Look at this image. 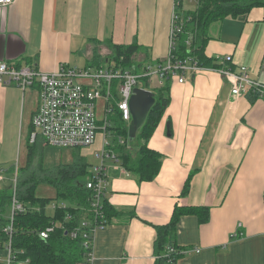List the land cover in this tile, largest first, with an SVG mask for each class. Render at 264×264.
Listing matches in <instances>:
<instances>
[{
  "label": "crops",
  "instance_id": "1",
  "mask_svg": "<svg viewBox=\"0 0 264 264\" xmlns=\"http://www.w3.org/2000/svg\"><path fill=\"white\" fill-rule=\"evenodd\" d=\"M199 1L185 0L179 11L194 12ZM175 10V0H14L0 8V62L44 73L80 62L84 68L96 47L109 57V44H135L142 60L163 61ZM263 18V9L253 8L212 23L205 56L233 62L211 60L209 66L233 72L243 66L264 84ZM210 67L183 83L170 82L169 103L147 143L162 159L153 181L140 183L107 163L105 199L118 214L93 233L90 264H156V227L167 226L182 207L204 213L179 219L174 242L185 253L166 264H264V102L232 97L230 85ZM28 91L0 86V194L13 163L20 172L29 159L37 100L32 104ZM6 257L0 250V264Z\"/></svg>",
  "mask_w": 264,
  "mask_h": 264
},
{
  "label": "trees",
  "instance_id": "2",
  "mask_svg": "<svg viewBox=\"0 0 264 264\" xmlns=\"http://www.w3.org/2000/svg\"><path fill=\"white\" fill-rule=\"evenodd\" d=\"M184 1L175 0L179 30L173 36L175 45L171 50L170 58L172 60L189 58L199 67L205 69L209 68V65L214 61L207 58L203 50L209 41L208 28L212 23L225 18L234 19L246 16L253 8H261L264 11V0H200L194 12L184 14L179 11ZM108 46L110 53L105 61L113 60L121 64H134L136 63L135 59L140 58L138 47L135 44H109ZM96 57L97 53L94 52L89 60L93 63L89 64L88 61V66H102ZM120 57H123L122 61L119 60ZM143 59L141 58L144 65L148 62V57ZM214 62L217 63L216 60ZM218 65L220 66V64ZM210 68L215 69L218 66L213 65ZM139 81L142 87L148 89V79ZM170 82L167 80L162 87L150 89L154 93L155 103L146 117V123L140 128L132 143L118 145L119 138L127 141V126L122 124L116 116L112 121L114 123L111 128L114 131L113 150L120 160V166L140 183L153 181L161 167L160 155L150 150L147 143L169 103ZM248 98L251 101L256 99L252 95H248ZM29 150V159L26 161L25 167L20 170L17 181V196L23 210L15 213L13 217L10 243L3 230L9 224L8 215L12 192L4 190L0 194V250H5L10 244L13 256L12 264L25 261L30 264H88V253L91 249L81 247V237L71 239L70 231L74 229L88 231L87 227L81 226L82 222H87L89 226L110 225L118 212L109 206L105 197H102L97 210L92 208V193L85 186L89 178V171L86 162L78 154L75 155L71 164L56 165L43 170L38 165L36 168L32 166L36 149L34 150L30 146ZM38 170L41 172L40 175H37L39 174ZM9 173H11L10 169ZM189 182L190 180H187L185 183L183 194H186ZM39 184L53 188L55 197L52 199L36 197V188ZM60 203L65 204V208L51 210L53 204ZM45 210L51 211L50 214H47ZM196 213L203 214L204 212L189 207L175 208L168 225L156 227V238L152 248L157 257L156 264L175 263L178 259L180 260L182 254L167 256V249L171 247L182 251L176 247L174 242L176 225L182 216ZM205 217L206 215H200L199 219L202 220ZM50 226L54 227L53 232L48 235L47 239H40L39 232ZM65 232H68V235Z\"/></svg>",
  "mask_w": 264,
  "mask_h": 264
},
{
  "label": "built area",
  "instance_id": "3",
  "mask_svg": "<svg viewBox=\"0 0 264 264\" xmlns=\"http://www.w3.org/2000/svg\"><path fill=\"white\" fill-rule=\"evenodd\" d=\"M14 0H0V8L9 6ZM191 2L192 0H187ZM177 13L173 11L171 18V30L169 35V51L167 57L161 62H146L143 65L141 58H136V63L121 64L113 60H106V65L99 67L88 66L79 68L76 66L61 65L52 73L37 71L33 67H16L4 61L0 62V86L19 87L23 92L34 88L37 96V106L31 117V132L29 143L33 145L37 140L43 142V146L59 150H77L92 147L98 135H102L101 149L96 154L100 161L89 171V178L85 183L92 193V208L97 210L102 197H105L107 190V163L112 162L120 166V160L115 151H105L110 147L107 143V135H112L113 119L119 118L120 122L127 126L131 116L129 111V100L135 88L150 91V79L156 77L159 86L167 80L183 83L187 76L197 75L206 70L199 67L196 62L189 58L172 60L171 50L175 45L174 35L178 31ZM123 57L119 60L122 61ZM216 62L232 64V57L226 56L216 59ZM223 77L230 85L231 96L239 98L252 95L257 100L264 102V84L253 81L247 69L240 66L238 72L231 69H212ZM141 79H148V89L140 85ZM140 85V86H139ZM113 117V119H112ZM128 141L119 138L118 145H126ZM18 168V167H17ZM19 171V170H18ZM15 170L14 178L10 181L12 196L9 208V224L3 232L8 236L9 243L13 231L12 221L15 213L21 212L23 206L17 196L18 173ZM3 170H0V181L3 177ZM65 208V204L52 205L51 210ZM80 229L71 230V239L82 238L81 247L91 249L88 253V264L93 259L92 241L93 233L102 229L105 225L95 224L89 226L82 222ZM54 230L53 226L47 227L39 232L40 239H47ZM68 235V232H65ZM7 257L4 264H12L13 256L10 251V244L5 249ZM197 252V251H196ZM185 251L168 247L167 256L171 254H184ZM1 263V262H0Z\"/></svg>",
  "mask_w": 264,
  "mask_h": 264
},
{
  "label": "rangeland",
  "instance_id": "4",
  "mask_svg": "<svg viewBox=\"0 0 264 264\" xmlns=\"http://www.w3.org/2000/svg\"><path fill=\"white\" fill-rule=\"evenodd\" d=\"M100 48L96 47L95 48V53H97V57L96 60L101 62L102 65H106V61H105V57L100 55L99 52ZM139 59V58H138ZM93 61H89V64H92ZM75 66L82 68L84 66V62L83 63H78ZM140 86V85H139ZM160 88L159 86V80L156 77H151L150 79V89H157ZM30 93V98L29 101L35 105L36 103V93L34 91V88L30 89V91H28ZM113 119V117H112ZM114 124V123H113ZM127 124V128H128ZM106 141L107 143L110 144V147H106L105 151L108 150H113L114 145H113V136L112 135H107ZM28 143V141H27ZM101 143H102V135H98L97 136V140L95 142V144L92 147H87V148H81V149H77V150H59V149H54V148H42L43 147V142L37 140L33 145H31L30 143H28L29 146L35 147L36 152L34 153L33 157H35L32 161V166L34 168L38 166L42 167L41 169L46 170L48 168H50V165L52 164H57V165H63L64 164H68L69 162H73L75 159V155H79L85 162L87 165V170L90 171L92 170L93 166H96L99 164V160L96 157V154L100 151L101 149ZM39 144H41L42 146L38 147ZM43 149V151H41V149ZM34 149V150H35ZM30 151V150H29ZM115 151V150H113ZM40 161V162H39ZM14 165L12 167H10L13 172H15V170L18 168L15 163H13ZM18 164V162H17ZM33 168V169H34ZM10 173V181L13 180L14 178V174L15 173ZM39 173V174H37ZM37 175H40L41 172L38 170L37 171ZM19 177V171L16 174ZM82 180V179H79ZM8 188L6 189V192H11L12 188L9 187V182H7L4 186H7ZM55 194V191L53 188L46 186L44 184H39L36 188V197H46V198H50ZM47 214H50L51 211L49 210H45Z\"/></svg>",
  "mask_w": 264,
  "mask_h": 264
},
{
  "label": "water",
  "instance_id": "5",
  "mask_svg": "<svg viewBox=\"0 0 264 264\" xmlns=\"http://www.w3.org/2000/svg\"><path fill=\"white\" fill-rule=\"evenodd\" d=\"M129 100V111L131 120L127 128V141L132 143L135 140L140 128L144 125L146 117L155 103L154 93L135 88Z\"/></svg>",
  "mask_w": 264,
  "mask_h": 264
}]
</instances>
